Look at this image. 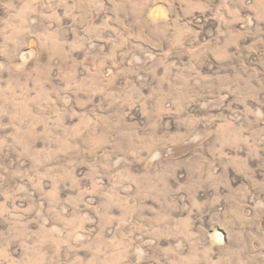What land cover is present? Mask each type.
Wrapping results in <instances>:
<instances>
[{
	"label": "rangeland",
	"instance_id": "1",
	"mask_svg": "<svg viewBox=\"0 0 264 264\" xmlns=\"http://www.w3.org/2000/svg\"><path fill=\"white\" fill-rule=\"evenodd\" d=\"M0 264H264V0H0Z\"/></svg>",
	"mask_w": 264,
	"mask_h": 264
}]
</instances>
